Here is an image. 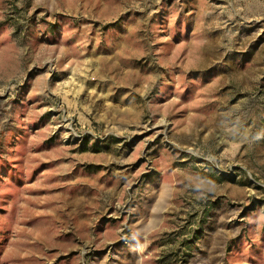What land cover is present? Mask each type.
<instances>
[{"label":"rangeland","instance_id":"1","mask_svg":"<svg viewBox=\"0 0 264 264\" xmlns=\"http://www.w3.org/2000/svg\"><path fill=\"white\" fill-rule=\"evenodd\" d=\"M0 264H264V0H0Z\"/></svg>","mask_w":264,"mask_h":264}]
</instances>
